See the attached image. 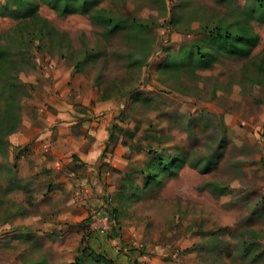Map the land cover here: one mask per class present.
Returning a JSON list of instances; mask_svg holds the SVG:
<instances>
[{"label": "rangeland", "instance_id": "374dc122", "mask_svg": "<svg viewBox=\"0 0 264 264\" xmlns=\"http://www.w3.org/2000/svg\"><path fill=\"white\" fill-rule=\"evenodd\" d=\"M85 1L0 0V264H264V0ZM239 23L249 53L208 34ZM38 102L81 136L107 121L99 205L41 167L23 193L10 137Z\"/></svg>", "mask_w": 264, "mask_h": 264}, {"label": "crops", "instance_id": "0c3cea01", "mask_svg": "<svg viewBox=\"0 0 264 264\" xmlns=\"http://www.w3.org/2000/svg\"><path fill=\"white\" fill-rule=\"evenodd\" d=\"M32 110L10 137L11 154L15 147H22L18 150L21 168L18 183L23 193L29 194L35 188V178L41 167L42 171L45 170L42 175L49 174L56 191L66 192L67 197L62 200L68 206L99 205L103 191L99 167L103 163L102 152L109 139L107 135L104 136L107 121H102L99 128H95L93 122L91 125L83 123L90 126L89 133L96 136L89 138L72 132L73 123L64 120L71 116L67 106L60 105L57 114L50 113L43 103L37 108L32 107ZM48 114L58 122L49 120ZM54 126L57 132H54ZM77 164H84L86 168H80Z\"/></svg>", "mask_w": 264, "mask_h": 264}, {"label": "trees", "instance_id": "16d2710c", "mask_svg": "<svg viewBox=\"0 0 264 264\" xmlns=\"http://www.w3.org/2000/svg\"><path fill=\"white\" fill-rule=\"evenodd\" d=\"M87 1V0H86ZM84 2V11H80L81 13H84V14H89V5L87 4V2ZM78 10V9H74V12ZM17 11H12V15L13 17H19V15H16ZM24 17L25 18H29L33 21V23L35 25H37L39 27V30L45 34V31H46V27L48 26V21L47 19H45L44 17H42L40 14H39V11H37V7L35 5H30L28 8H27V11H24L23 13ZM32 21H29L32 22ZM28 24V20H23L19 23H17L16 27H15V31H21L24 29V25H27ZM239 28L240 32L238 31V33H236V35H233L230 31L226 30V31H222L219 27L217 28H214L212 29V31L208 32L209 36H211L212 38H214L219 44H224L226 45L227 43L230 44L229 47L230 48H234V46H236V44L234 43V38H237L238 37L240 38V40L242 41L241 44L238 45V49L240 50V53L242 54H245V53H249V50H250V47L253 46L257 40V35L252 33L251 32V28H250V25L247 24V23H239L237 24V29ZM47 34H50L47 33ZM243 34L242 38H241V35ZM11 33H7L6 34V37L10 36ZM248 45V46H246ZM199 60L201 63L205 64L207 62L210 61V58L208 57L207 53H204L202 51L199 52ZM209 54V53H208ZM109 91H110V88L109 87H106L104 89V91L101 93V99L102 100H107L110 98V94H109ZM19 124L20 122L17 121V124L15 125L14 129L11 131V133L13 131H15L16 129H18L19 127ZM18 148V147H17ZM184 159H181V160H178V159H174L172 161V163L168 164L169 162H166L165 165L168 166L169 168H172V164L174 166H180L183 164V161ZM80 261V257H77L75 262L73 264H78Z\"/></svg>", "mask_w": 264, "mask_h": 264}, {"label": "built area", "instance_id": "2783aa9c", "mask_svg": "<svg viewBox=\"0 0 264 264\" xmlns=\"http://www.w3.org/2000/svg\"><path fill=\"white\" fill-rule=\"evenodd\" d=\"M94 218H96V217H94ZM105 221H107V218H106V220H105ZM106 228H107V227L103 226V229H104V230H106Z\"/></svg>", "mask_w": 264, "mask_h": 264}]
</instances>
